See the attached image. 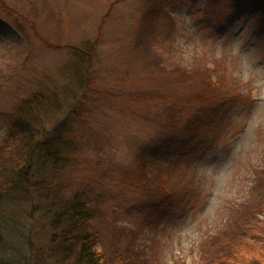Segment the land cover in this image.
Returning a JSON list of instances; mask_svg holds the SVG:
<instances>
[{
	"label": "rangeland",
	"instance_id": "rangeland-1",
	"mask_svg": "<svg viewBox=\"0 0 264 264\" xmlns=\"http://www.w3.org/2000/svg\"><path fill=\"white\" fill-rule=\"evenodd\" d=\"M262 6L0 0V140L16 102L35 93L27 115L51 153L68 157L56 169L54 155L35 161L30 179L7 191L12 160L0 155V252L76 264L51 239L86 188L108 197L94 219L99 247L109 250L119 227L138 244L160 238L155 264L198 263L207 238L253 198L264 163Z\"/></svg>",
	"mask_w": 264,
	"mask_h": 264
},
{
	"label": "trees",
	"instance_id": "trees-1",
	"mask_svg": "<svg viewBox=\"0 0 264 264\" xmlns=\"http://www.w3.org/2000/svg\"><path fill=\"white\" fill-rule=\"evenodd\" d=\"M147 24L152 30L155 24L154 18ZM145 35H149L147 26H145ZM148 42L150 43V39ZM36 96L34 93L16 102L17 104L11 110L13 120L10 122L6 135L1 139L2 141L0 140L1 149L10 148L9 152H1L0 155L12 160V164L8 165L11 166L9 171L13 176L10 181L7 180L3 188L7 191L15 187L20 188L16 184L17 178L23 179L25 183L30 179L32 173L30 171L35 161L37 164L41 158L54 155L52 159L55 167L53 168L56 169L63 163L65 165V159H68L63 153L58 155L55 152L51 153L50 138L48 140L43 131L35 129L33 121L27 115L28 109L35 110L33 102ZM48 144L49 148L45 149L44 147ZM41 148H44V151L35 160V156L38 155L36 152ZM260 168L255 171L257 177L252 189L253 198L233 208V212L237 214L228 218L224 227L207 238L202 245L196 264H245V261L246 264H264V217L260 216L262 214L264 216V163ZM42 170L37 171L43 174ZM66 175L68 176L67 173ZM42 177L46 176L42 175ZM67 179L71 184V178ZM67 179L64 180L65 183ZM160 188L170 193L166 184ZM75 197L72 206L66 207L64 211V226L61 224L57 227L58 230L61 229L60 235H54L51 239L60 251L66 252L65 256H73L76 264H155L159 256L160 238L153 235L149 244H138L139 238L134 232L127 229L130 232L128 233L125 229L114 227L110 249L99 247L100 233L94 219L98 216L102 217L101 212H106L105 201L108 197L86 188L80 189ZM115 209L119 210L118 207ZM104 217L112 221L110 215L105 214ZM148 226L153 230L152 223ZM3 248H6L5 243L0 242V249L3 250ZM0 253V264H24L21 260L10 259L4 251Z\"/></svg>",
	"mask_w": 264,
	"mask_h": 264
},
{
	"label": "snow or ice",
	"instance_id": "snow-or-ice-1",
	"mask_svg": "<svg viewBox=\"0 0 264 264\" xmlns=\"http://www.w3.org/2000/svg\"><path fill=\"white\" fill-rule=\"evenodd\" d=\"M3 39H5V36L4 34L0 33V40H3Z\"/></svg>",
	"mask_w": 264,
	"mask_h": 264
}]
</instances>
